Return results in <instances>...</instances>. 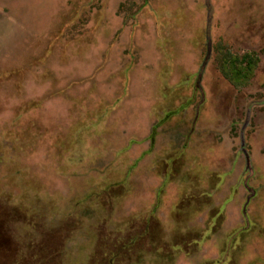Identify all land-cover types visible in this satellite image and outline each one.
<instances>
[{
    "label": "rangeland",
    "instance_id": "rangeland-1",
    "mask_svg": "<svg viewBox=\"0 0 264 264\" xmlns=\"http://www.w3.org/2000/svg\"><path fill=\"white\" fill-rule=\"evenodd\" d=\"M0 264H264V0H0Z\"/></svg>",
    "mask_w": 264,
    "mask_h": 264
},
{
    "label": "trees",
    "instance_id": "trees-1",
    "mask_svg": "<svg viewBox=\"0 0 264 264\" xmlns=\"http://www.w3.org/2000/svg\"><path fill=\"white\" fill-rule=\"evenodd\" d=\"M218 61L219 70L223 76L235 85L238 79H242L246 83L252 75L254 66L257 62V56L254 53H246L243 55H233L228 48L219 47Z\"/></svg>",
    "mask_w": 264,
    "mask_h": 264
}]
</instances>
